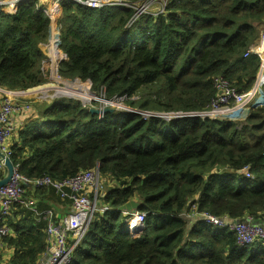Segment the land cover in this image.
<instances>
[{"label": "trees", "instance_id": "16d2710c", "mask_svg": "<svg viewBox=\"0 0 264 264\" xmlns=\"http://www.w3.org/2000/svg\"><path fill=\"white\" fill-rule=\"evenodd\" d=\"M43 10L38 0L19 3L13 13L0 9V88L48 81L50 19ZM54 13L57 75L77 82L69 90L125 98L142 111L184 113L209 108L217 76L240 94L256 81L259 58L244 54L260 36L264 0H169L162 14L138 17L132 8L62 1ZM32 108L10 145L13 166L28 178L57 181L98 167L106 187L99 205L107 210L92 218L69 264H264V244L239 249L233 233L196 218L248 216L264 225V105L249 106L243 121L144 118L117 109L100 117L67 97ZM31 192L39 210L47 208L42 199L66 204L51 188ZM132 200L137 210L118 212ZM22 212L1 241L12 250L6 264H39L46 223ZM136 212L145 218L132 234L127 221Z\"/></svg>", "mask_w": 264, "mask_h": 264}, {"label": "built area", "instance_id": "2783aa9c", "mask_svg": "<svg viewBox=\"0 0 264 264\" xmlns=\"http://www.w3.org/2000/svg\"><path fill=\"white\" fill-rule=\"evenodd\" d=\"M25 1L28 0H0V9H4L8 13H13L17 5ZM62 1H70L76 5L93 10L106 7L119 9L132 8L135 10L136 17L143 13L147 14V10L154 5L159 6L161 9L159 13L153 15L158 16L164 12L168 2L167 0H139L135 2L132 0H38V6L44 9L43 11L50 19V38L48 39L46 47L50 55L48 57L50 60V73L55 75V79L50 78V80L54 81V84L47 85L46 82L41 86L21 91H7L0 88V151L7 158L11 156L8 140L17 132L16 128L10 123L12 114L14 112H28L30 110L29 104L19 105L16 100L31 102V99L36 98L42 102H50L57 95L63 97L71 96L72 99L78 97L71 93L68 94L66 91L69 90L67 83L73 84L77 82L62 81L57 75L58 47L60 44L57 34H59L60 26H57V22L56 26L54 25L56 19L53 21L52 16L55 18L54 9L58 8L59 3ZM49 45H51L50 48ZM251 54L258 56L259 69L254 86L248 92L238 93L227 79L217 76L213 79V86L217 91V95L211 101L206 111L160 114L143 113L144 118L154 117L165 120L208 118L214 120L228 119L230 121H243L249 106L264 105V93L262 91L264 87V28L257 42L247 50L244 56L247 57ZM83 91L88 94V100L86 101L81 98L83 100L82 104L87 105L90 109L102 110L110 108L133 114L141 113L138 109L126 106L124 104L125 98L106 100L102 94L98 95L88 90V88L84 87ZM95 103H99V106L94 107L93 104ZM113 106H118L119 108ZM102 115L99 116L101 117ZM242 172L247 179L252 178L248 167H245ZM101 183L98 167L80 172L76 176L62 181L53 180L49 176L31 179L22 175L14 167L13 175L9 182L0 188V241L11 234V229L7 224L11 210L15 206L31 208L37 218H40L46 223L47 250L43 256L44 259L39 264H69L73 250L84 237L92 220L95 204L104 194ZM42 188H51L66 203L65 205L69 207V212L64 218L59 220V216L52 209L39 211L33 200L30 202L28 199H24L27 191H36ZM101 210L99 212H104L107 208ZM124 213L127 214L129 212ZM198 217L205 219L204 223L208 226L219 230L227 229L233 233L239 249L252 246L253 244L264 243V225L253 223L251 217L246 216L243 221H234L228 217L218 218L206 213L200 214ZM198 217L196 216V218ZM144 218L145 214L143 213L136 212L131 214L128 218L127 226L132 234H136L143 226Z\"/></svg>", "mask_w": 264, "mask_h": 264}, {"label": "crops", "instance_id": "0c3cea01", "mask_svg": "<svg viewBox=\"0 0 264 264\" xmlns=\"http://www.w3.org/2000/svg\"><path fill=\"white\" fill-rule=\"evenodd\" d=\"M53 20H55L54 16H53ZM54 25L56 26V21H55ZM25 99H27V98H25ZM16 102L19 105L26 104V103L30 105V110L28 112H14L12 114V117L10 119V123H11V125L14 128H16V131H18L23 126V124L29 118H31L30 117L31 113H29V112L31 111V109L33 111V108H32L33 102H25V101H20V100H16ZM14 137H16V134L14 136H12L8 140L9 147H10L12 141L14 140ZM1 169L4 170V173H5V169H4V167L2 165H1ZM26 194H30V196H26L25 198H27L30 202H32V200H33L34 203H35L36 208L38 209V206H37V204H39L38 203V201H39L38 198L35 197V196H32L31 194H33V192H31V191H29V192L27 191ZM41 202H42V204H44L47 207L46 210L48 208L52 209L59 216V220L61 218H64L65 215L69 212V207L67 205H65V204L62 205V203L59 202V200L51 199V200L44 201V199H42ZM22 209L29 210L36 217V214L33 212V210L31 208H23L21 206H15L11 210L10 215H9V217L7 219L8 226L9 225H14V224H16L17 222H20L23 219L24 214L22 212ZM39 211H42V210H39ZM10 229L12 230L11 227H10ZM11 254H12V250H10L8 248V246H6V244H4V243H2L0 241V264H6V262L8 261V259L11 256ZM43 259L44 258L42 257V260Z\"/></svg>", "mask_w": 264, "mask_h": 264}, {"label": "water", "instance_id": "95a60500", "mask_svg": "<svg viewBox=\"0 0 264 264\" xmlns=\"http://www.w3.org/2000/svg\"><path fill=\"white\" fill-rule=\"evenodd\" d=\"M60 97H63V96L57 95L54 98H60ZM67 98H72V97L69 96ZM90 112L92 114L101 115V114H105L107 112H113V109H110V108H105V109H102V110L90 109ZM0 163L5 169V173L2 176V178L0 179V188H1V187L5 186L9 182L10 178L13 175L14 167H13L12 162L10 161V158H7L1 151H0ZM138 207H139V203H137L136 201L132 200V201H129L128 203L120 206L117 210H118V212H121V213H123V212H129L130 213V212H134V210H137ZM182 217L186 218V214L184 213L182 215ZM197 219L199 221H202V222H204V220H205V219L199 218V217Z\"/></svg>", "mask_w": 264, "mask_h": 264}, {"label": "rangeland", "instance_id": "374dc122", "mask_svg": "<svg viewBox=\"0 0 264 264\" xmlns=\"http://www.w3.org/2000/svg\"><path fill=\"white\" fill-rule=\"evenodd\" d=\"M154 1H157V0H154ZM167 1H169V0H167ZM55 10V9H54ZM53 10V11H54ZM160 7L159 6H157V5H154L153 7H150V9H148L147 10V14H150V15H154V14H157V13H159L160 12ZM143 14H146V13H143ZM142 15V14H141ZM52 18H53V16H52ZM56 19V18H55ZM54 21V20H53ZM57 26H59L58 24H57ZM262 26H264L263 24H261L260 25V27H259V31H261L260 32V34L263 32V28H262ZM60 35V34H59ZM49 38H50V36H49ZM48 38V39H49ZM43 52H45V54H46V56L47 57H49L50 55H49V52H48V50H47V47L45 46L44 47V49H43ZM57 68V67H56ZM56 74V73H55ZM55 76V75H54ZM50 70H49V75H48V81H47V85H51V84H54L53 82L54 81H52V80H50ZM64 81H67V80H64ZM68 82H71V81H68ZM75 82V81H74ZM58 84V83H57ZM68 84V83H67ZM60 85V84H59ZM87 87V86H86ZM70 90H75V88L74 89H70ZM67 91H69V90H67ZM82 91V90H81ZM83 93H86V92H83ZM98 95H100V94H98ZM85 98L83 97V100H84ZM74 100H78V101H80L81 103H82V99L81 98H78V97H75L74 98ZM136 100V99H135ZM31 102H33V103H37L38 101L40 102V103H42V101H40V99H36V98H34V99H31L30 100ZM44 102V101H43ZM45 102H47V101H45ZM128 105V104H127ZM260 105V104H259ZM93 106L94 107H98L99 106V103H95V104H93ZM113 107H118V106H113ZM119 108V107H118ZM119 110V109H118ZM139 111H141V113L140 114H138V115H140V116H142V117H144L143 116V113H149V114H154V113H156V114H160V113H157V112H152V111H142V110H139ZM111 184V186H112V184L113 183H110ZM101 186H102V191L104 192L105 191V189H106V187L104 186V185H102V183H101ZM103 208H107V207H105V206H100L99 205V199L97 200V202H96V204H95V211H94V214H93V216H92V218H94V217H96V214L101 210V209H103ZM102 211V210H101ZM262 244H264V243H262Z\"/></svg>", "mask_w": 264, "mask_h": 264}, {"label": "bare ground", "instance_id": "6f19581e", "mask_svg": "<svg viewBox=\"0 0 264 264\" xmlns=\"http://www.w3.org/2000/svg\"><path fill=\"white\" fill-rule=\"evenodd\" d=\"M75 91H78V93H83L84 91H81L80 89H75V90H69L67 92H71V93H75ZM83 97L85 98L84 100H88V96H82V99ZM239 146V145H238ZM262 149V148H261ZM242 152V151H241Z\"/></svg>", "mask_w": 264, "mask_h": 264}, {"label": "clouds", "instance_id": "9594fccd", "mask_svg": "<svg viewBox=\"0 0 264 264\" xmlns=\"http://www.w3.org/2000/svg\"><path fill=\"white\" fill-rule=\"evenodd\" d=\"M139 110V109H138Z\"/></svg>", "mask_w": 264, "mask_h": 264}]
</instances>
